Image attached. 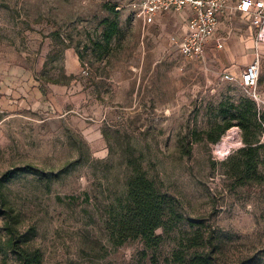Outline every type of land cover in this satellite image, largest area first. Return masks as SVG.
<instances>
[{
    "label": "rangeland",
    "instance_id": "rangeland-1",
    "mask_svg": "<svg viewBox=\"0 0 264 264\" xmlns=\"http://www.w3.org/2000/svg\"><path fill=\"white\" fill-rule=\"evenodd\" d=\"M130 2L0 0V264H19L6 245L3 199L43 264H189L196 250H209L210 234L218 264H262L264 184L224 165L238 162L245 146L238 127L227 154L217 144L229 130L217 144L210 134L241 99L264 114V43L255 100L223 79L232 69L222 52L241 49L231 64L241 73L255 58L239 15L221 22L226 47L197 62L135 18ZM105 19L120 28L109 44ZM256 131L264 175V127ZM135 169L175 208L157 247L141 238L115 242ZM196 235L204 245L194 246Z\"/></svg>",
    "mask_w": 264,
    "mask_h": 264
},
{
    "label": "trees",
    "instance_id": "trees-1",
    "mask_svg": "<svg viewBox=\"0 0 264 264\" xmlns=\"http://www.w3.org/2000/svg\"><path fill=\"white\" fill-rule=\"evenodd\" d=\"M103 23L106 24L104 41L109 44L120 32L119 23L109 19H105ZM232 109V111H222L223 123L218 124L213 131L215 136L213 132L210 134L213 137L211 142L217 144L228 130L238 127L243 133L245 146L238 150V162L233 165L224 163V165L231 166L239 178L247 172L242 178L244 181L251 179L264 184V175L259 174L257 170L262 144L256 131L264 127V114L258 111L254 100L241 99L239 103L232 105ZM23 171L34 172L30 167ZM10 177L11 173L5 176V178ZM3 203L6 205V210L2 213L5 216L4 230L7 234L8 250L16 256L19 264H43L41 250L29 244L31 233H23L20 230L19 215L4 199ZM175 215V208L169 197L144 171L135 169L127 183V203L121 207V212L115 220V242L117 245H122L127 240L141 238L148 247H157L163 239L157 231L172 230ZM199 239L198 235L192 239L194 246L204 245L198 243ZM205 245L209 246V250L205 253L196 250L189 264H218L215 254L219 246L215 242L214 234L206 238Z\"/></svg>",
    "mask_w": 264,
    "mask_h": 264
},
{
    "label": "built area",
    "instance_id": "built-area-1",
    "mask_svg": "<svg viewBox=\"0 0 264 264\" xmlns=\"http://www.w3.org/2000/svg\"><path fill=\"white\" fill-rule=\"evenodd\" d=\"M129 7L134 17L148 26L164 13L185 14L186 32L181 36L172 35L169 40L189 61H206L212 42H215L217 49H223L226 39L218 36L221 22L223 18L237 14L250 26H256V43H264V0H131ZM260 75L261 58L258 51L240 76L226 70L223 79L239 83L249 90L253 99L258 100Z\"/></svg>",
    "mask_w": 264,
    "mask_h": 264
},
{
    "label": "crops",
    "instance_id": "crops-1",
    "mask_svg": "<svg viewBox=\"0 0 264 264\" xmlns=\"http://www.w3.org/2000/svg\"><path fill=\"white\" fill-rule=\"evenodd\" d=\"M237 15H239V14H237ZM237 15H234V16H237ZM185 17H186L185 14L164 13V14L159 15L156 22L150 26L159 27V30L163 31V34L167 33L168 40H169L170 36H172V35L181 36L186 32L185 22H184ZM231 17H233V16H231ZM225 20H227V19H225ZM228 20H230V19H228ZM250 29H251L252 38H254V40H255L254 49H253V54L255 56L256 53L258 52V47H259V45L256 43V39L254 37V33L256 31V26H250ZM218 36L226 39V41L224 43V45H225L224 48H225L227 45V41H229L230 35H228L227 37L226 36H220V34L218 32ZM169 44H170V40H169ZM233 49L235 50L234 54H233V52H231L229 50L228 52H225V53L222 52L220 54V57L223 59V62L226 65L231 66L232 73L239 76V75H241L240 74L241 73L240 68L237 65H231V64L234 62L240 63V61L236 57L238 54H240L242 52H241L240 48H233ZM216 51H219V49H217L215 42H212L208 47V55H211V54L215 55ZM228 71H230V70H228Z\"/></svg>",
    "mask_w": 264,
    "mask_h": 264
},
{
    "label": "bare ground",
    "instance_id": "bare-ground-1",
    "mask_svg": "<svg viewBox=\"0 0 264 264\" xmlns=\"http://www.w3.org/2000/svg\"><path fill=\"white\" fill-rule=\"evenodd\" d=\"M237 133H238V129L235 127L229 130L228 135L226 134L227 136H226V138H224L225 141L221 142L220 144L219 143L217 144V145H219L218 146V152H217L218 154L222 155V154H227L230 152L232 145H234L233 141H235V139L237 138L236 137ZM238 143H240V142H238Z\"/></svg>",
    "mask_w": 264,
    "mask_h": 264
}]
</instances>
